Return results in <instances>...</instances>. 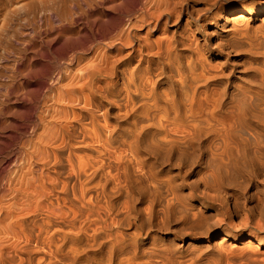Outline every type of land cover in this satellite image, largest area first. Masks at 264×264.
Instances as JSON below:
<instances>
[{
	"label": "bare ground",
	"instance_id": "bare-ground-1",
	"mask_svg": "<svg viewBox=\"0 0 264 264\" xmlns=\"http://www.w3.org/2000/svg\"><path fill=\"white\" fill-rule=\"evenodd\" d=\"M217 1L0 0V264H264V0Z\"/></svg>",
	"mask_w": 264,
	"mask_h": 264
},
{
	"label": "rangeland",
	"instance_id": "rangeland-1",
	"mask_svg": "<svg viewBox=\"0 0 264 264\" xmlns=\"http://www.w3.org/2000/svg\"><path fill=\"white\" fill-rule=\"evenodd\" d=\"M220 1V2H219ZM226 1V2H225ZM252 1L254 0H218L217 1V5L214 6L213 8H218L219 6L221 7H226V6H245L247 4H251ZM221 3V4H220ZM223 5V6H222ZM6 62V61H5ZM3 63V62H2ZM1 63V64H2ZM7 63V62H6Z\"/></svg>",
	"mask_w": 264,
	"mask_h": 264
}]
</instances>
